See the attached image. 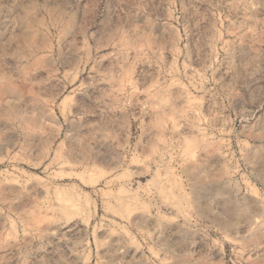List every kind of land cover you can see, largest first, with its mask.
Returning <instances> with one entry per match:
<instances>
[{
  "label": "rangeland",
  "instance_id": "obj_1",
  "mask_svg": "<svg viewBox=\"0 0 264 264\" xmlns=\"http://www.w3.org/2000/svg\"><path fill=\"white\" fill-rule=\"evenodd\" d=\"M0 264H264V0H0Z\"/></svg>",
  "mask_w": 264,
  "mask_h": 264
}]
</instances>
